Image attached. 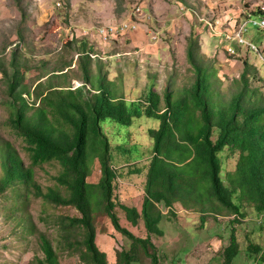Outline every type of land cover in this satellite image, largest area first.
Segmentation results:
<instances>
[{
    "label": "trees",
    "instance_id": "trees-1",
    "mask_svg": "<svg viewBox=\"0 0 264 264\" xmlns=\"http://www.w3.org/2000/svg\"><path fill=\"white\" fill-rule=\"evenodd\" d=\"M86 46L83 45L78 59L83 85L74 90L51 86L45 94L40 90L44 86L41 79L32 95L23 82L26 66L20 69L14 63L10 75L6 69H0L7 80L8 92L2 104L8 112L3 128L21 140L30 161L26 165L13 142L0 138V197L10 189L22 205L36 197L48 205L76 210L80 217L62 219L61 225L74 243L81 238L74 254L83 264H109L105 253L95 244L96 212H104L113 228L130 240L129 248L116 254L117 264L139 262L140 251L149 257L150 264H159L150 236L162 235L158 227L163 218L160 204L168 212L175 203L216 216L226 210L234 216L235 223H239L235 217L246 215L245 207L264 213V97L250 88L249 80L255 74L253 67L244 64L235 92L225 100L215 89L212 67L203 59L197 60L198 43L190 37L186 58L191 76L176 96L168 86L161 99L150 84L140 98L133 89H121L122 95L118 96L114 83L104 74L98 76L99 87H92L95 82L86 66L90 61ZM71 67L72 64H66V73L56 75L65 69L55 71L46 77L47 81L51 76L66 75ZM25 96L33 97L34 103ZM141 118L154 120L156 124L146 130L151 153L139 211L119 202L117 185L121 175L116 164L138 163L144 158L140 145L129 142V128ZM107 128L112 130V138ZM225 150L237 155L235 168L226 180L218 158ZM114 152L122 161H115ZM94 160L100 165L101 176L97 183H89L86 179ZM49 165L57 166L58 173L53 175L54 186L44 191L36 180L37 169ZM140 172V169L131 171ZM117 207L133 226L142 219L147 236L138 237L123 227L115 212ZM9 210L24 226L22 233L31 235L34 225L18 215L23 206ZM41 244L46 258L40 264H59L51 242L44 237ZM248 248L259 251L252 244ZM238 252L237 238L232 233L224 249L223 264H232Z\"/></svg>",
    "mask_w": 264,
    "mask_h": 264
},
{
    "label": "rangeland",
    "instance_id": "rangeland-1",
    "mask_svg": "<svg viewBox=\"0 0 264 264\" xmlns=\"http://www.w3.org/2000/svg\"><path fill=\"white\" fill-rule=\"evenodd\" d=\"M262 6L264 0H0V69H6L10 75L14 63L20 69L26 66L23 82L32 95L41 82L44 86L40 90L45 94L51 86L74 90L83 85V72L78 59L85 44L90 54L86 66L96 84L91 83L93 88L99 87L98 76L104 74L114 83L118 96L122 95L121 89H133L140 98L150 84L163 99L168 86L176 96L191 76L186 51L189 39L193 37L198 43L197 60L203 59L206 65L212 67L215 89L225 100L235 92L244 64L255 70L249 80L250 88L258 90L264 97V34L249 26L243 37L260 53L248 51L245 46L233 45L235 54L230 56L224 50L225 40L213 37L204 23L199 22L200 19L212 24L219 22V25H224L222 30H226L227 23L239 22ZM136 8H140L141 13L150 19L140 22L135 33L108 41L97 37L98 28L129 20ZM153 38L156 40L153 41ZM66 64H72L66 75L51 76L47 81L48 75L63 71ZM66 69L56 75L66 73ZM6 85L7 80L0 71V138L12 141L29 165L21 140L3 128L8 117L2 105L8 96ZM85 88L90 90L89 86ZM25 98L34 103L33 97ZM154 124V120L141 118L129 128V142L140 145L144 158L138 163L116 164L121 175L117 185L119 202L137 207L139 211L143 201L146 165L151 153L146 130ZM107 129L112 138V130ZM215 136L216 132L213 139ZM114 158L116 162L122 161L117 152H114ZM218 158L222 177L226 180L228 173L235 168L237 155L225 150ZM137 169L141 170L139 174L131 173ZM57 173L58 168L53 165L37 169L36 180L44 191L54 186L53 175ZM100 176V165L94 160L86 180L97 183ZM21 203L10 189L0 197V264H40L46 258L41 244L44 237L53 245L59 264H83L74 254L81 238L74 243L66 234L67 229L61 225L62 219L79 218L76 210L48 205L36 197H31L23 205ZM179 205L176 203V206ZM18 206H23L18 215L34 225L31 235L22 233L24 226L9 214V209ZM159 207L165 211L158 225L162 235L150 236L156 246L159 264H223L224 249L229 245L232 233L239 248L232 264H264V213L245 207L246 215L244 218L235 217L239 221L235 223L232 221L234 216L226 210L216 216L183 206L182 210L176 211L175 208L174 211L172 208L171 212L162 204ZM115 212L123 227L138 237L147 236L142 219L137 226H133L119 207ZM93 224L96 246L105 253L109 264H117L116 254L128 249L130 240L113 228L104 212L95 213ZM251 244L258 246L259 251H251L248 248ZM138 255L140 261L134 264H150L148 256L141 251Z\"/></svg>",
    "mask_w": 264,
    "mask_h": 264
},
{
    "label": "built area",
    "instance_id": "built-area-1",
    "mask_svg": "<svg viewBox=\"0 0 264 264\" xmlns=\"http://www.w3.org/2000/svg\"><path fill=\"white\" fill-rule=\"evenodd\" d=\"M147 19L150 18L147 15H143L140 8H136L129 20L100 27L96 30V34L103 41L118 39L135 33L138 30V24ZM199 22L204 23V26L208 28L213 37L223 38L225 40L226 45L224 46V50L228 55L233 56L235 54L233 45L245 46L248 51L257 54L260 53L259 49L254 44L246 41L243 35L247 32L249 26L257 28V30L264 34V6L258 8L255 13L246 15L239 22L227 23L228 29L226 30H222L224 25H219V22L212 24L203 19H200ZM152 40L155 41L156 38Z\"/></svg>",
    "mask_w": 264,
    "mask_h": 264
},
{
    "label": "crops",
    "instance_id": "crops-1",
    "mask_svg": "<svg viewBox=\"0 0 264 264\" xmlns=\"http://www.w3.org/2000/svg\"><path fill=\"white\" fill-rule=\"evenodd\" d=\"M136 208H137V207H136ZM175 208L178 209V210L176 209V211H180V210L183 209L182 206H180V205H179V206H176V203L173 205V210H174ZM160 209H161V208H160ZM171 210H172V208H171ZM161 211H162V214H163V212H165V211H163L162 209H161ZM174 211H175V210H174ZM163 215H164V214H163Z\"/></svg>",
    "mask_w": 264,
    "mask_h": 264
}]
</instances>
